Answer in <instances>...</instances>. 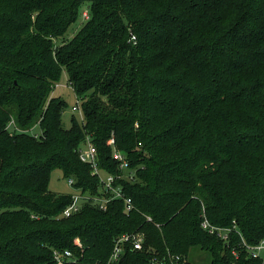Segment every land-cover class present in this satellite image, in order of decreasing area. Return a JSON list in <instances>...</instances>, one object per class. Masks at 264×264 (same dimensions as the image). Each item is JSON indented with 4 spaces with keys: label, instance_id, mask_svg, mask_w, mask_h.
<instances>
[{
    "label": "trees",
    "instance_id": "16d2710c",
    "mask_svg": "<svg viewBox=\"0 0 264 264\" xmlns=\"http://www.w3.org/2000/svg\"><path fill=\"white\" fill-rule=\"evenodd\" d=\"M88 142L107 173L127 155L131 211L96 203ZM57 169L89 196L71 216ZM134 232L122 264H264L246 246L264 239V0H0V264H105Z\"/></svg>",
    "mask_w": 264,
    "mask_h": 264
},
{
    "label": "built area",
    "instance_id": "2783aa9c",
    "mask_svg": "<svg viewBox=\"0 0 264 264\" xmlns=\"http://www.w3.org/2000/svg\"><path fill=\"white\" fill-rule=\"evenodd\" d=\"M84 18H88V13H84ZM76 108H80L77 105ZM115 140L111 139L109 144H114ZM114 159L119 164V172L117 174L108 173L106 178L101 176L102 172H105L100 169L99 166V157L96 147L91 143H86V146L80 150V158L82 161L91 165L93 169V174H98L100 176L101 187H102V195L96 196L95 201L100 205L102 209H106L109 201L113 199H123L125 202V210L131 211L134 208V201L131 197L127 196L123 187L120 185H116L117 181L120 178L126 177L128 179L134 178V170L130 167V161L126 154L123 152L114 151L113 155ZM122 171L123 174L120 172ZM107 173V172H106ZM69 184L74 187V180L71 178L68 180ZM73 194L72 202L65 208L63 211V216H71L72 214L78 212L82 207L83 202L89 197L87 195L81 194L80 190ZM203 226L212 234L219 235L223 240L229 241L230 232L232 228L219 227L215 226L208 221L203 222ZM144 235L139 232L134 233H125L116 239L113 252L109 258V260L105 264H122V257L124 255L125 250L130 246L133 250H141L144 247ZM80 244V241H76ZM246 244L245 241H243ZM248 251L252 254L253 257H260L264 252V239L261 240L256 245H246ZM56 261L61 264L64 261L71 259L72 252L70 250H65L63 252L55 251L54 252Z\"/></svg>",
    "mask_w": 264,
    "mask_h": 264
},
{
    "label": "rangeland",
    "instance_id": "374dc122",
    "mask_svg": "<svg viewBox=\"0 0 264 264\" xmlns=\"http://www.w3.org/2000/svg\"><path fill=\"white\" fill-rule=\"evenodd\" d=\"M81 22L82 21H78L76 24L72 25L70 29L76 30ZM53 94L63 99L67 104L63 112V122L66 127L71 126L73 116H76L78 120H82V111L80 108H76L78 103L80 105V102L78 101L75 91L69 85L67 71L64 70L62 73L60 81L55 85ZM101 176L106 178L108 173L102 172ZM68 180L69 179L63 175V172L60 169L54 170L50 180V189L59 193H77L78 191L69 184ZM195 261L200 262V264H209L210 256L206 252H197L195 254Z\"/></svg>",
    "mask_w": 264,
    "mask_h": 264
}]
</instances>
